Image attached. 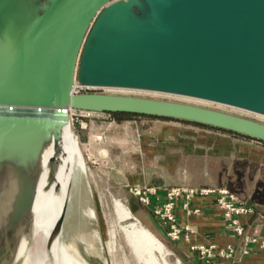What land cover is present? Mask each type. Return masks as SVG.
<instances>
[{"label":"water","instance_id":"obj_1","mask_svg":"<svg viewBox=\"0 0 264 264\" xmlns=\"http://www.w3.org/2000/svg\"><path fill=\"white\" fill-rule=\"evenodd\" d=\"M76 85L174 93L264 114V0H51L40 12L29 0H0V241L25 227L43 152L58 143L72 108L182 119L264 141L260 120ZM27 224L26 239L2 264L20 263V244L34 228Z\"/></svg>","mask_w":264,"mask_h":264},{"label":"rangeland","instance_id":"obj_2","mask_svg":"<svg viewBox=\"0 0 264 264\" xmlns=\"http://www.w3.org/2000/svg\"><path fill=\"white\" fill-rule=\"evenodd\" d=\"M50 1L29 0L33 10L37 12H40ZM78 91H97L169 99L203 105L264 122V116L253 111L186 95L122 87H89L79 88ZM172 121L191 122L176 118L143 115L118 120L105 111H96L91 116L72 115L69 129L78 140L86 168L76 171L69 188V198L65 205L61 224V237L67 243L77 247L76 249L81 253L80 255L89 264H126L124 256L128 259V264H138L128 256V250L124 246L122 236L110 228L109 219L112 215V199L121 201L141 223L144 225L147 223L157 232L155 233L149 228L168 248L170 255L166 259L170 264H175L176 260H178L177 264H185V255L182 250L176 247V240L166 235L165 231L164 234H160L151 219H145L146 223L143 221L136 209L138 206L135 200L137 196L129 190V187L138 184L124 185L126 181H129L128 173L119 167L123 157L138 154L137 149L144 132L147 130L154 131L155 123H171ZM209 127L215 128L211 129L212 134L229 136L234 147L238 146V149L249 155L261 157L264 154V141L262 140L213 126ZM202 164L201 161L192 160L186 162L183 165L184 167L175 168L173 172L166 171L164 166L162 170L164 173L168 172L174 176L172 178L174 184H171V186L218 187L216 184H209L203 170L202 172L197 170ZM221 167L226 168L228 166L222 162ZM185 168L191 169L188 171L189 174ZM254 170L255 173L259 174L257 169ZM91 208L94 211L92 213L90 212ZM150 213L149 215L156 222L154 215L152 212ZM95 233H98V236L93 238L92 236Z\"/></svg>","mask_w":264,"mask_h":264},{"label":"crops","instance_id":"obj_3","mask_svg":"<svg viewBox=\"0 0 264 264\" xmlns=\"http://www.w3.org/2000/svg\"><path fill=\"white\" fill-rule=\"evenodd\" d=\"M154 129L143 133L138 154H130L121 160L119 167L127 171L129 180L124 185L152 184L155 192L150 194L151 205L161 204L165 200L166 188L174 184V176L164 173L162 167L173 172L175 168L184 167L186 162H203L197 170H203L209 184L225 186L253 206L252 212L239 215L244 233L238 236L225 225L213 194L195 195L192 198L191 206L200 209L197 214H188L182 206V198L176 199L174 210L178 223H188L194 228L191 242L215 243L217 247L232 244L234 253L223 259V264H264V154L261 157L249 155L238 146L234 147L229 136L212 134L210 131L215 128L200 123L162 122L155 123ZM222 162L228 167H221ZM185 169L189 174L191 169ZM135 200L137 212L143 221L151 219L160 234H164L163 228L149 215L150 208L137 197ZM245 235L248 236L246 241ZM175 245L185 255V264H193L196 253L189 249L188 242L180 240ZM244 247H247L246 252L243 251Z\"/></svg>","mask_w":264,"mask_h":264},{"label":"bare ground","instance_id":"obj_4","mask_svg":"<svg viewBox=\"0 0 264 264\" xmlns=\"http://www.w3.org/2000/svg\"><path fill=\"white\" fill-rule=\"evenodd\" d=\"M69 126L70 122L64 126L56 145L52 141L45 148L42 156V174L29 218L25 227L14 238L0 241V264L8 258L19 241L26 239L24 230L31 220L34 227L31 242L26 246L24 243L20 244L19 252L22 253V259L19 264H89L80 255L77 247L64 241L61 232L57 234L76 171L86 168L78 140ZM111 204L112 215L109 225L122 236L128 256L138 264H170L166 259L170 255L168 248L131 214L129 208L117 199H112ZM90 212H94L92 208ZM3 213L4 211L0 209V221ZM96 236L98 233L92 237ZM124 260L128 264L125 256ZM177 263L178 260L175 264Z\"/></svg>","mask_w":264,"mask_h":264},{"label":"built area","instance_id":"obj_5","mask_svg":"<svg viewBox=\"0 0 264 264\" xmlns=\"http://www.w3.org/2000/svg\"><path fill=\"white\" fill-rule=\"evenodd\" d=\"M91 86L76 85L75 91L79 88H89ZM96 111L72 108L70 109V119L72 115L91 116ZM129 190L137 196L139 201L150 208L159 226L163 228L166 235L176 241L188 242L189 249L196 253V259L193 264H223L222 260L231 257L234 253V247L228 243L224 247H217L215 243L197 244L191 242V234L194 228L186 223L180 225L175 215L176 199L182 198V206L188 214L199 213V207L191 206V200L195 195L213 194L214 200L219 209L225 225L236 235H243L244 226L239 219V215L247 214L253 211V206L242 201L239 196L225 186L209 187V186H169L165 190V200L161 204L151 205L150 194L155 192L153 185H134ZM248 236H244L246 241ZM247 251V247L243 248ZM217 258V259H214Z\"/></svg>","mask_w":264,"mask_h":264},{"label":"trees","instance_id":"obj_6","mask_svg":"<svg viewBox=\"0 0 264 264\" xmlns=\"http://www.w3.org/2000/svg\"><path fill=\"white\" fill-rule=\"evenodd\" d=\"M114 118L118 119V120H121V119H124V118H128L130 116H136V115H143V116H152V115H146V114H136V113H129V112H120V111H117V112H109ZM153 117H158V116H153ZM160 118H166V117H160ZM233 132V131H232ZM147 227L150 228L151 230L155 231L153 228H151V226H149L147 223H146ZM145 225V226H146ZM155 233H157L155 231ZM176 250V249H175Z\"/></svg>","mask_w":264,"mask_h":264}]
</instances>
